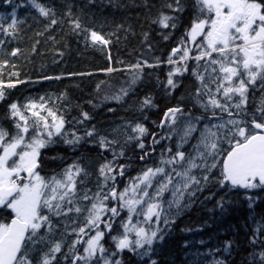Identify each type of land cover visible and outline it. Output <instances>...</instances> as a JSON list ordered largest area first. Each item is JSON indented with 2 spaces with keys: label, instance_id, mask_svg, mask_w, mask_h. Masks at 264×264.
I'll return each mask as SVG.
<instances>
[{
  "label": "snow or ice",
  "instance_id": "1",
  "mask_svg": "<svg viewBox=\"0 0 264 264\" xmlns=\"http://www.w3.org/2000/svg\"><path fill=\"white\" fill-rule=\"evenodd\" d=\"M3 2L14 6L8 16L0 14V101L6 100L7 90L25 82L19 79L18 71H8V79H4L6 70L16 68L8 57L22 54L19 47L9 51L4 46L21 38L25 21L17 17L16 8L21 5L14 0ZM110 2L119 6L115 0ZM28 3L48 20L45 31L63 22L53 7L39 0ZM191 7L192 19L166 60L129 65L127 87L105 94V99L120 101L143 78L145 67L161 63L170 66L164 84L169 94L181 87L180 78H193L189 95L200 115L179 104L164 111L157 127L167 132L159 138L152 133V144L174 136L179 140L175 151L166 147L161 152L156 165L144 163L151 153L145 151L143 142L149 130L141 123L132 127L135 135H127L121 142L98 135L95 126L83 135L75 130L69 133L65 126L70 121L57 103L67 101L64 94L55 101L40 97L39 102L9 104L13 130L0 126V210H8L10 215L7 222L0 221V264H57L58 257L68 264H126L125 254L140 264H157L151 259L154 245L165 240L175 217L190 208L197 193L210 183L221 190H245L252 209L257 197L247 193L264 191V0H191ZM161 9L152 23L176 30L180 14L186 11L184 0H164ZM64 16L71 32L85 34L92 46L104 48L112 43L110 36L115 33L106 36L86 26L82 15L73 13L71 7ZM123 27L117 25V30ZM143 35L147 41L148 34ZM170 36L168 32L162 38L167 41ZM39 43L33 44V53ZM108 59H112L110 53ZM103 71L120 69L109 66ZM53 78L61 77H44ZM255 92H260V100L249 112L250 94L254 98ZM156 106L151 96L141 101V110ZM80 116L78 124L91 119L85 111ZM57 137L73 147L95 138L92 142L102 151L111 152L112 159H105L96 169L93 187H89L93 173L79 160L50 177L41 175L42 150ZM192 139L196 141L192 150H183ZM132 142L142 150L139 160L144 166L121 188L120 179L126 176L129 165L119 161ZM228 203L221 197L217 207L225 212ZM252 222L255 228L249 242L260 250L249 255L253 264H264V223L255 216ZM231 249L232 242H226L223 250L230 253ZM214 264H226V260Z\"/></svg>",
  "mask_w": 264,
  "mask_h": 264
},
{
  "label": "trees",
  "instance_id": "2",
  "mask_svg": "<svg viewBox=\"0 0 264 264\" xmlns=\"http://www.w3.org/2000/svg\"><path fill=\"white\" fill-rule=\"evenodd\" d=\"M39 2L53 7L57 18L63 22L45 31L48 20L40 17L28 0H14V4L21 5L16 8L17 17L25 23L22 25L21 38L7 43L4 47L9 51L19 47L22 54L8 57L16 68L6 70L4 79H8V71H18L19 79L25 82L7 90L6 100L0 101V126L13 130V121L8 118L9 104L39 102L40 97H50L55 101L57 96L64 94L67 101L57 103L64 111L66 119L70 121L65 126L69 133L75 130L83 135L86 129L95 126L98 135L108 136L110 139L115 137L123 142L127 135H135L131 129L136 123H141L149 130V134L143 138L145 151L154 148L157 158H160L166 147H172L175 151V139L161 140L159 144L153 145L151 134L157 133L159 138L160 134L167 132V129L160 130L157 125L168 107L177 104L192 106L189 93L194 85L190 75L180 78L181 87L169 94L164 84L170 66L161 63L159 67H145L143 78L120 101L105 99V94L115 92L121 86L127 87V82L131 79L129 65L142 60L155 64L156 58L166 60L171 48L176 45L192 19L191 0H184L186 11L180 14L176 30L161 29L158 24L152 23L162 10L164 0H115L119 6H114L110 0H95L93 4H88L87 0H39ZM13 6L0 0V14L8 16ZM69 7L73 13L82 15L86 26L106 36L115 33L110 36L112 43L104 48L92 46L85 40V34L72 33L64 16ZM117 25L124 27L117 30ZM37 32L44 34L37 36ZM168 32H171V36L166 41L162 37ZM144 33L148 34L147 41L144 40ZM37 40L40 43L36 45L37 51L33 53L31 49ZM109 53L111 61L108 59ZM109 66L120 71L113 73L103 71ZM46 76L61 78L44 79ZM97 85L100 86L99 90ZM260 95V92H255L253 98L250 94L249 112H252L259 103ZM146 96H151L157 106L141 110V101ZM81 111L88 112L91 116L84 124L76 122L81 118ZM194 112L199 113L200 109L194 108ZM94 139L89 138L87 142L73 147L65 144L63 139L55 138V143L42 150L41 175L50 177L57 173L74 154L79 162L84 163L93 173L89 183V187H93L96 169L102 161V157L98 155L101 149L92 142ZM185 151H188V148ZM109 153L112 157L111 152ZM142 154V150L135 142L130 143L125 150V157L131 155L135 157L134 164L144 166V163L139 161ZM119 162L126 164L124 159ZM136 174L135 170L128 168L126 176L120 179V187L124 186L129 177ZM247 195L257 197L252 209H249L248 201L245 199V190H221L214 183H210L203 192L197 193L196 202L190 208L175 217V223L170 225L165 240L154 245L156 251L151 259H155L157 264H214L220 259L226 260V264H253L249 254L260 249L249 242L255 228L252 217L255 216L264 223V191L251 190ZM221 197L230 202L226 205L225 212L217 207V201ZM9 219V211L0 210V221ZM59 238L57 235L56 239ZM228 241L232 242L230 253L223 250ZM64 252H67V246ZM125 260L126 264H140L135 258H129L128 254H125ZM57 264L68 262L58 257Z\"/></svg>",
  "mask_w": 264,
  "mask_h": 264
},
{
  "label": "flooded vegetation",
  "instance_id": "3",
  "mask_svg": "<svg viewBox=\"0 0 264 264\" xmlns=\"http://www.w3.org/2000/svg\"><path fill=\"white\" fill-rule=\"evenodd\" d=\"M182 107H184L185 108V110L187 111V110H189V109H191L192 110V112H193V115H198L199 113L198 112H194V108H193V106H191V105H184V106H182ZM152 150V149H151ZM151 150L149 151L150 153H151ZM152 154V153H151ZM98 155H100L101 157H102V161H101V163H104L105 162V159H108V160H110L112 157H111V155H110V153L109 152H107V151H100V153L98 154ZM154 156L153 157H148L147 158V160L144 162V163H146L147 165H152V166H154V165H156V163H157V157L155 156L156 154H153ZM76 155H72L71 157H70V160H68V161H66L64 164H63V166L65 165V164H69V163H73L74 161H77L78 160V158L77 157H75ZM124 160H125V162H126V164H128L129 165V168L131 169V170H135L137 173L141 170V168L143 167L141 164H139V163H136V164H134L133 162H134V160H135V157H132L131 155H129V156H126L125 158H124ZM140 161V160H139ZM141 162V161H140ZM100 163V164H101ZM84 164V163H83ZM63 166H61V168L63 167ZM99 167V166H98Z\"/></svg>",
  "mask_w": 264,
  "mask_h": 264
},
{
  "label": "rangeland",
  "instance_id": "4",
  "mask_svg": "<svg viewBox=\"0 0 264 264\" xmlns=\"http://www.w3.org/2000/svg\"><path fill=\"white\" fill-rule=\"evenodd\" d=\"M26 104V103H25ZM207 121H205V122H203V123H206ZM173 139H175V141H174V144H175V146H176V144L178 143V140H179V138L177 137V136H174L173 137ZM172 139V140H173ZM196 143V141H195V139H192V140H190L189 141V143L188 144H185L184 145V149L183 150H185V149H187L188 148V151H191L192 149H191V145H193V144H195ZM158 161H159V158L157 159V163H158ZM81 163V162H80ZM156 163V164H157ZM72 163H69V164H65L57 173H59L63 168H65V167H67L68 165H71ZM84 167H86V165L85 164H83V163H81ZM56 174V173H55ZM166 196H167V198H171L170 197V195H168V194H166ZM171 225V224H170ZM170 225L168 226V228H167V230H166V232L169 230V228H170ZM161 227H164V225L163 224H161Z\"/></svg>",
  "mask_w": 264,
  "mask_h": 264
}]
</instances>
